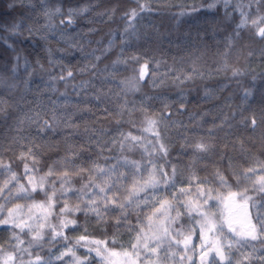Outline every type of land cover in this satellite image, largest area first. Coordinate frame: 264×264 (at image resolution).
Instances as JSON below:
<instances>
[{
	"label": "clouds",
	"instance_id": "1",
	"mask_svg": "<svg viewBox=\"0 0 264 264\" xmlns=\"http://www.w3.org/2000/svg\"><path fill=\"white\" fill-rule=\"evenodd\" d=\"M0 7L14 13L0 19V161L10 165L0 169V253L11 257L10 264H35L41 256L48 264L50 255L55 262L64 248L74 250L81 264H103L95 241L110 248L131 247L149 209L129 206L97 217L83 201L67 200L62 184L69 176L89 180V161L101 159L92 154L93 146L98 149L93 135L112 153L119 151L121 134L139 141L150 134L155 140L148 142L154 147L167 146L162 153L167 161L179 139L163 122L172 102L159 109L146 103L163 89L180 92V111H189L191 101L192 115L202 110L201 116L215 117L226 106L232 116L241 114L237 123L251 130L247 136L228 133L225 122L231 117L224 111L220 122L199 138L219 154L224 181L256 209L257 237L240 244L245 252L256 250L252 264H264V255H256L264 250V186L255 179L257 171L264 176V138L251 137V132L264 129V0H0ZM117 32L119 44L113 42ZM77 76L84 79L73 87L96 88L87 95L107 105L105 124L93 127L96 121L85 115L93 108L67 98L70 80ZM60 96L66 99L60 101ZM147 117L161 121L151 132L145 130ZM70 146L79 153L74 168L64 166ZM165 167L159 169L164 187L171 179ZM26 171L47 177L46 186L32 189ZM210 175L208 183L215 184L216 176ZM141 194L148 200L147 191L137 196ZM49 197L53 215L44 238L36 242L32 234L39 225L29 226L27 214L9 218L8 210L28 209L34 201L47 203ZM127 199L122 189L120 200ZM213 199L210 191L204 201L207 211H213ZM99 206L106 208L104 203ZM65 215L72 224L61 223ZM218 228L225 239H235L219 220ZM61 264H73V258ZM212 264H218L216 258Z\"/></svg>",
	"mask_w": 264,
	"mask_h": 264
},
{
	"label": "snow or ice",
	"instance_id": "2",
	"mask_svg": "<svg viewBox=\"0 0 264 264\" xmlns=\"http://www.w3.org/2000/svg\"><path fill=\"white\" fill-rule=\"evenodd\" d=\"M71 73H69V76ZM171 112L168 113V117ZM168 117L165 118V123H169ZM161 121H157L151 117L145 119V130L151 132L159 126ZM172 123H176L172 121ZM115 139V138H114ZM139 140L131 134H121L119 140L120 154L116 157L115 163L108 164L109 157H104V163L101 159L89 161L90 177L88 181H84L80 176L76 179L81 181L77 186L76 179L69 176L62 184L65 198L67 200L83 201L90 205L89 212L94 213L97 217L102 216L106 211L117 209L118 211L134 207L139 211L143 208H148L150 214L145 216V219L136 228V235L131 247L121 246L119 250L110 248L105 241H95L96 248L94 251L97 256L102 259L103 264H212L213 255L218 264H252L253 253L245 252L240 244V241L250 237L256 239L257 231L255 225H252L251 231L238 230L229 223V231L235 239H225L219 235L218 221L214 211L203 210L202 201H205L211 191H204L205 182L199 178L195 171V165L202 158L199 153L207 152V145L203 138H199L190 145L187 141L184 142L185 147L193 148V155L190 157L191 167L179 166L182 171L188 173L186 180H181L179 183L176 180L177 165L172 166V175L169 180V185L172 194L160 195L158 190L160 187V176L156 169L145 178L146 171L144 165L137 160L131 159L125 152V148L129 151ZM100 151H103V146L97 143ZM160 149L166 154L167 146L163 143ZM27 153H21V156H27ZM79 160V153L73 151L70 146L64 158V166L74 168L75 161ZM82 168L83 165L81 164ZM10 168V165L0 161V169ZM88 169H85L87 171ZM167 171V170H165ZM27 183L32 189H43L47 184V177L37 175L34 172L26 171ZM216 178L224 183L223 175L217 171ZM16 178L13 177V180ZM195 182L196 191L193 192L192 185ZM264 186V178L258 182ZM166 185L165 187H168ZM24 183H20V191H23ZM126 189L128 199L121 202V190ZM148 189H152V196L155 199L148 198L143 200L137 196L139 193H144ZM75 194V195H73ZM220 200V197H214ZM228 203V221L233 219V212L239 210L241 217L246 212V215L251 216V205L247 197L239 193L229 192ZM239 200L240 203H236ZM100 203H104L106 208L101 209ZM54 201L49 197L48 202L34 201L31 207L24 209L22 207L11 208L8 210L9 218L23 217L26 214L30 218L29 226L32 223L38 224L39 228L32 234L33 240L36 242L44 238V232L49 227V221L53 215ZM71 211V209H65ZM79 212V210H76ZM175 212V215L173 213ZM127 213H125L126 215ZM187 214L190 221L189 228H185L183 219ZM223 215V212L221 213ZM194 220V223L192 221ZM62 224H72L70 216L65 215L61 221ZM179 224V227H177ZM197 234L200 237V243L197 245L195 239ZM67 235V231L62 233ZM197 248L199 251H197ZM141 249L143 255H141ZM232 250L239 253L238 257L231 255ZM68 257L73 258V264H81L80 257L75 251L70 248H64L59 252L57 260L54 262L51 255L48 257V264H61ZM11 257L0 253V264H10ZM35 264H44V257H38Z\"/></svg>",
	"mask_w": 264,
	"mask_h": 264
},
{
	"label": "trees",
	"instance_id": "3",
	"mask_svg": "<svg viewBox=\"0 0 264 264\" xmlns=\"http://www.w3.org/2000/svg\"><path fill=\"white\" fill-rule=\"evenodd\" d=\"M65 2H70V0H65ZM15 12H20V9H15ZM13 12H6L4 11L3 7H0V19H4L5 17L12 16ZM122 37L119 32L115 34L113 37V42L116 44H119ZM126 39L132 40L134 43V37L129 36L126 37ZM25 44H28V41H25ZM72 62V61H70ZM58 71V69H57ZM84 79L82 76H77L74 80H70L69 87H68V93L69 96L67 97L70 99L73 103L78 104H88L93 108V113H86L85 115L88 116L89 120H95L96 124L93 125V127H97V125L105 124V117L107 116V105H103L102 103L97 102L96 100L92 99L90 95H87L89 93L95 92L96 88H93L91 86L85 87L82 90L77 87H73V85H76L80 80ZM95 84L98 87L103 88L104 90L107 89V84H101L100 81H95ZM64 85L63 83L60 84V88L63 89ZM77 92H79V95H77ZM87 96V98H85ZM154 98L151 100L146 101V103L150 104L153 108L159 109L164 107L166 104L171 103V108L169 109V112H171V116L168 117L169 123L167 125V130L170 132L171 135L178 137L179 139L176 141V147L173 149L171 156L168 157L167 161H165L162 158L163 151L159 148V146L153 145V143H149L148 141H154L155 137H149L148 134H145L147 136V139L143 141H138L132 148L131 151H129L127 148H125L126 154L134 160L140 161L143 165L151 163L155 164L157 166V170L159 171L160 166L163 164H166L165 170L169 173V175H172V166L177 165V175L176 180L179 183L181 180H186L188 173L185 171H182L179 166H185V167H191L190 165V157L193 155V148L192 147H185L184 142L187 141L190 145L194 141L199 139V135L201 133L207 134L208 129L211 127L212 124L219 123L221 120V116L223 115L224 111H227L229 116L231 117V120L228 122H225L226 131L228 133H233L237 136L243 134L245 136L248 135V133L251 130H246L244 124L237 123V121L240 119L241 114H237L236 116H232V112L230 109H228L226 106L222 107V110L220 111L219 115H206L201 116V111H196L195 115L191 114V101H189L190 109L189 111H180L178 104L183 102V98L180 95V92L178 90H172L169 91L167 89L159 90L155 93H153ZM52 99H57L56 95L52 96ZM66 99L63 96L59 97L60 101H63ZM142 99V98H141ZM196 103H199V101H196ZM207 107V106H206ZM172 109H175V111H172ZM168 112V113H169ZM167 113V116H168ZM200 117V119H198ZM172 121H175L176 123H172ZM232 124L233 127H227L228 124ZM108 135H112V132H109ZM251 137L260 140L264 138V129H256L254 132H251ZM93 140H96L97 143L103 145V151H100L95 146L92 148V154L98 155L101 157V162L104 163V157H109L107 160L108 164L115 163L114 157L118 156L120 154V150L118 152H112L109 153L107 151L108 145L103 144L102 141L98 140L95 135L92 137ZM206 143V142H205ZM148 144H151L148 147ZM209 145V150L207 152L199 153V155L202 157L197 164L195 165V171L198 173L199 178L205 182V187L212 189L213 191H217V193L225 195H229V192L232 193H238L235 191L230 184L224 181V183H221L218 179H216L215 184L208 183V180L212 178V175L216 176V172L219 171L218 165L220 163L219 154L214 152L211 148V144L206 143ZM119 149V144L117 145ZM146 149H148L146 151ZM159 153L158 154V150ZM246 150V149H245ZM85 158H88V154L85 153ZM256 168L259 169L260 165L257 164ZM258 172V171H257ZM163 173L159 171L160 178L162 177ZM77 186L80 185L81 181L79 179H76ZM193 185H195V182H193ZM196 186V185H195ZM160 189V187H159ZM166 189V188H163ZM250 203V201H249ZM251 204V203H250ZM252 205V204H251ZM253 205L250 208L251 210V222L252 225L254 224L253 216L255 213L253 212ZM144 210V208L142 209ZM113 213L118 212L117 209H112ZM175 215V212L173 213ZM136 221L133 220V223ZM194 223V220L192 221ZM183 224L185 228H189L190 221L188 219L187 214H185L183 219ZM177 227H179V224H177ZM126 239V237H125ZM116 250H119L120 247H116ZM238 255L239 253H235L234 256ZM257 255V253H256Z\"/></svg>",
	"mask_w": 264,
	"mask_h": 264
},
{
	"label": "rangeland",
	"instance_id": "4",
	"mask_svg": "<svg viewBox=\"0 0 264 264\" xmlns=\"http://www.w3.org/2000/svg\"><path fill=\"white\" fill-rule=\"evenodd\" d=\"M149 137H152L150 134H148ZM151 144H148V147H151L149 146ZM148 149H146L147 151ZM153 165L155 164H151V163H148V164H145L144 167L146 169V171L144 172V175H145V178H147L148 174L151 173L153 171ZM156 166V165H155ZM156 171H157V174L159 175V171L157 170V166L155 167ZM261 178H264V176L260 175L259 174V171L257 172V175L255 176V179L257 181V183L259 182V180ZM165 188L163 185H160V189L158 190L159 194L160 195H165V193L167 194H170L172 192V188H167V189H163ZM192 189H193V192L196 191V186L195 185H192ZM209 188H206L204 187V191L207 192ZM147 192L150 194L149 195V198L152 197V189H148ZM75 195V194H73ZM211 195L213 197H220L221 199L220 200H217V199H213L212 201H209V203L211 204L212 206V209L213 211L215 212V215H216V219L217 221H221L226 227L227 229L229 230V223H231V225L235 228H237L238 230H243V231H251V227H252V222L250 220V218L246 215V212L245 214L243 215V217H241V215L239 214V210H235L233 212V219L231 221H228L226 218L228 217L229 213H228V209L226 207L227 203H228V196L225 195L224 193L222 194H219L217 193V191H213L211 189ZM141 199H143V194H141ZM206 199V197H205ZM202 205H203V210L207 211V205H205V203L202 201L201 202ZM236 203H240L239 200L236 201ZM251 205V204H250ZM252 207V205H251ZM148 208H144V211H147ZM253 212L255 213V215H257L258 213L256 212V209L254 208L253 206ZM251 211V210H250ZM223 212V215H221V213ZM231 233V232H230ZM219 235L222 236L220 230H219ZM223 237V236H222ZM244 240H251L250 237L248 238H245ZM195 243L198 245L200 243V237L199 235L197 234L196 236V239H195ZM197 251H199V249L197 248ZM235 253H238V252H233V257H238V255L234 256ZM141 255H143V250L141 249ZM264 255V250H260L257 252V256H262ZM215 258V256L213 255L212 259Z\"/></svg>",
	"mask_w": 264,
	"mask_h": 264
}]
</instances>
